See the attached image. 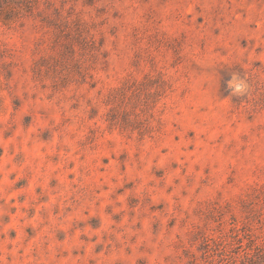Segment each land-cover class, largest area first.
Returning <instances> with one entry per match:
<instances>
[{
	"label": "rangeland",
	"instance_id": "374dc122",
	"mask_svg": "<svg viewBox=\"0 0 264 264\" xmlns=\"http://www.w3.org/2000/svg\"><path fill=\"white\" fill-rule=\"evenodd\" d=\"M26 5L0 19V264L264 252V0Z\"/></svg>",
	"mask_w": 264,
	"mask_h": 264
},
{
	"label": "trees",
	"instance_id": "16d2710c",
	"mask_svg": "<svg viewBox=\"0 0 264 264\" xmlns=\"http://www.w3.org/2000/svg\"><path fill=\"white\" fill-rule=\"evenodd\" d=\"M27 0H0V19H3L6 23H11L17 18L21 12L22 7L28 9L26 5ZM262 247L259 250L254 252V254H247L244 260L235 261V264H254V263H264V252H262ZM256 258L258 262H253V259ZM249 262V263H247Z\"/></svg>",
	"mask_w": 264,
	"mask_h": 264
}]
</instances>
